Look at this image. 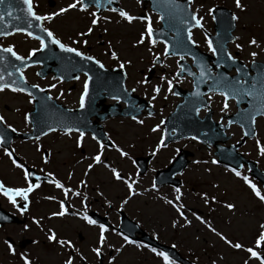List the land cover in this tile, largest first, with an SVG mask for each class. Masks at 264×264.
I'll use <instances>...</instances> for the list:
<instances>
[{
    "label": "rangeland",
    "instance_id": "374dc122",
    "mask_svg": "<svg viewBox=\"0 0 264 264\" xmlns=\"http://www.w3.org/2000/svg\"><path fill=\"white\" fill-rule=\"evenodd\" d=\"M53 1L54 5L49 6L47 0H32L35 13L44 17L59 13V9L67 7V3L71 0ZM191 1L192 11L201 18V25L209 32H213L209 10L217 6L230 9L238 17L235 20L236 39L229 44L230 54L246 63L254 59L264 60V0H240L242 10L235 6L234 0ZM119 6L132 17H136L128 22L118 13L108 14L110 12L108 11L99 17L95 16L98 24L92 25L91 21L94 18L92 8L83 12L67 8L65 12L53 16L51 20H43V23L63 44L94 56L105 66L124 64V68L130 75L127 81L128 87H135L141 95H144L143 90L147 89L155 97L153 103L157 107L156 113L151 116L143 114L134 120L116 118L104 122V127L113 143L112 147H104V152H100L97 143L92 142L88 137L81 139V146H79L85 152L82 154L79 152L78 143L74 144L73 141L74 138L78 140L79 134H51L43 139L52 151V159L48 167L56 170V173L63 178H66L68 172L73 169L74 181L85 179L89 174V193L91 197L94 196L93 199H96L93 202L98 208L108 210L114 216H116V208L124 210L130 219L139 223L140 227L163 243L175 245L196 264H215V261L218 264H244L246 246L255 245V240L262 231L260 226L264 224V201H261L244 182L243 177H247L252 185H257V182L248 174L246 167L238 171L240 176H236V171L213 163L212 161L216 160L213 154L214 149L212 147L209 149L191 138L171 142L157 149L159 139L163 135L160 122L173 110L175 103L179 100L168 90V81H171L172 85L178 84L189 88L190 80L185 76L176 77L177 58L170 57L164 59L162 65L155 66L156 76L145 84L144 77L154 66L153 59L157 55L162 57L163 48L161 42H149L144 27L150 24L152 28H156L159 25V17L149 9L143 10L140 0H120ZM140 13H144L147 19H138L137 14ZM89 28L92 29L91 32H88ZM87 32L88 37L80 35ZM142 34H144V40L138 43ZM22 38L17 36L7 43L24 56H27L28 51L39 46L38 40L31 38L22 40ZM192 39L200 49L208 50V44L201 30L193 31ZM253 39L256 44L250 43ZM3 43H6V40ZM109 51L116 54L115 59ZM251 53L256 55L252 56ZM37 68L31 67L24 73L29 81L38 83L40 86L53 83L48 78V80L37 78L34 73ZM161 76L165 79L161 80ZM155 87L160 89L158 93L153 91ZM79 88L78 84L69 98L66 96L71 101L70 104H76ZM59 92L61 93L62 90L55 88L53 96L57 98ZM209 102L213 109L214 120H218L223 113H231L235 110L233 101H225L218 94H211ZM225 103L228 106L222 110ZM28 104L25 98L10 90L0 93V111L4 124L15 130H25L28 125L24 115ZM202 114L201 111L200 115ZM153 128H156V131H152ZM256 131V137L247 140L241 150L246 156L254 159L260 169L264 170V153L261 152V148H264L262 118L256 120ZM228 134L230 135L228 143L236 142L240 136L239 127L232 125ZM178 149L192 153L186 169L178 175L182 179V184L177 187L181 190L179 201L175 199L176 187L159 186L154 182L156 169L168 165ZM19 151L25 159L31 158L33 162H39L36 145L22 144ZM121 151L126 155L121 156ZM86 153L89 154L85 156ZM97 154L100 155L101 160L94 165L92 156ZM150 154L152 159L148 164V170L144 174H138L135 168L137 161L145 162ZM89 165H92V171L88 173ZM113 169L121 175V180L113 177ZM0 174L9 182L16 181L17 185L24 184L18 172L16 177L14 176V171L4 158L0 160ZM123 180L134 182L132 194L129 193ZM153 184L155 188L152 187ZM257 186L259 188L257 191L263 196L261 185ZM205 197H207V203H205ZM169 200H172L173 204L183 205V217L167 202ZM228 204L234 207L229 209L226 207ZM197 216L201 217L205 223L196 219ZM185 218L189 221L188 224L184 223ZM174 221L175 227H173ZM209 225L229 241L240 243L242 248L235 249L226 245L210 227L207 228ZM115 241L123 242L117 237ZM136 247L138 246H126L124 249L122 256L127 264L131 262L132 264H164L150 252L138 251ZM247 264H259V261L256 259Z\"/></svg>",
    "mask_w": 264,
    "mask_h": 264
},
{
    "label": "water",
    "instance_id": "95a60500",
    "mask_svg": "<svg viewBox=\"0 0 264 264\" xmlns=\"http://www.w3.org/2000/svg\"><path fill=\"white\" fill-rule=\"evenodd\" d=\"M112 0H101L99 7L103 8L107 3H110ZM151 2V6L156 11L162 14V22L163 27L160 32L164 35L167 32L172 31L175 34L174 39H165L169 46V50L174 53L179 54H188L195 59V65L200 71V74L194 76V86L195 89L192 92H188L184 95V102L179 105L182 110V120L180 123L172 126L171 124H166V132L170 130V128H174L177 131V136H193L198 138L204 142L214 143L217 140H222L220 135L215 133V135L211 138L210 133L212 132V127L207 125L204 126L201 122L196 120V110L201 107L202 100L200 96L202 93H205L208 90H220L225 92L228 97H234L238 104L244 103L246 108L244 111H241L237 114L236 118L231 116L229 117L230 122H238L240 123L246 130L247 134L253 135L252 129V121L253 118L259 114L264 112V64L253 63L251 66L254 74L248 76L247 72L243 67L237 62H230L226 59V47L224 48L225 42L232 40L230 36V31L233 29V19L227 20L228 27L226 28L225 35H219V33L212 38L211 42L213 44V48L215 49V58L208 57L206 55L200 56L189 44H188V36L187 32L194 25V21L191 20V15L187 10V2L179 3L173 2L172 0H149ZM27 5L23 3V0H4L2 4H0V15H3L4 19L0 21V33L7 32L9 28L11 30L17 28L26 30L31 32V28L29 25H36L37 22H33L31 17L27 15ZM183 21H187V24L184 25ZM37 27H33L36 29ZM39 29L37 28V31ZM216 31H218V27L216 25ZM46 41V47L38 52L36 56L42 57L39 58L41 62L45 65H50L51 62L55 64V68L53 71L57 75L67 74L64 72L70 71L72 73H76L77 71H85L89 75V86L92 93L91 101L85 103V107L68 112L66 110L60 109L57 106L49 104L47 101H43L41 98H37L36 102H41L37 105L38 110L41 109V106L44 104L45 107L44 112L38 111V116L31 117L30 120H35L36 118L43 116V118L49 123L47 125H37L35 124L34 129L36 130L34 135H40L47 132L50 129L60 128L64 130H68L69 128L84 129L86 127L87 119L89 116L94 114V97H98L100 91H104V82L105 79H102V72L99 68L94 65L87 64L84 61L78 62L75 66L73 61H70L68 54H62L59 52V55H56L57 50H53L51 48L50 42L47 41V38L44 37ZM186 48V50H178L180 43ZM0 55L4 56V60L0 61V75L4 77L0 83L8 84L9 86H13V82H20V77L18 78L17 68L22 67L23 64L18 63L10 54H5L0 52ZM63 56V57H62ZM62 57V58H61ZM208 60H213V64L218 66L217 74L212 75L208 68ZM220 64L222 65L220 67ZM63 66V67H62ZM46 67V66H45ZM236 67L238 70V74L236 76L226 77V72L231 68ZM205 74L202 76L201 72ZM11 74V75H9ZM240 77L244 78V83L236 84ZM95 79L99 80L100 83L97 86L94 85ZM103 80V82H102ZM209 80V84L206 85L205 81ZM207 86L208 89L204 90ZM251 91V96L244 95V92ZM47 104L50 107H47ZM74 112V113H72ZM107 112V111H106ZM264 115V114H263ZM208 120V119H206ZM171 127H168V126ZM228 124L224 127L227 128ZM215 129H217L215 127ZM202 131H207V134H201ZM252 131V132H251ZM217 132V130H216ZM251 132V133H250ZM16 135L15 133H12ZM235 146L229 148H217V154L220 157L221 161L224 160L223 157H239L238 154L235 153Z\"/></svg>",
    "mask_w": 264,
    "mask_h": 264
},
{
    "label": "flooded vegetation",
    "instance_id": "af4514ba",
    "mask_svg": "<svg viewBox=\"0 0 264 264\" xmlns=\"http://www.w3.org/2000/svg\"><path fill=\"white\" fill-rule=\"evenodd\" d=\"M45 155L44 160H48V153ZM48 169L40 171L57 180L51 174L56 170ZM0 180L5 188L16 187L6 178L0 176ZM60 185L61 189L55 190L54 182L37 184V192L23 202H18L17 196L13 195L15 207L6 196L0 194V264H23L22 256L28 258L30 264H65L69 257L72 258V264H127L122 256L123 247L119 251L113 247L112 232L104 233L107 241H104L99 257L92 251L98 244V219L107 225L112 224L109 211L98 208L91 200H79L81 197L89 198L90 194L83 193L76 197L72 194L76 186ZM82 186L85 188L87 184ZM65 190L71 192L68 198H63ZM61 204L64 205L65 214L53 215L61 211ZM84 215L95 220L96 224L89 225L82 219ZM53 233L56 239L49 241L47 237ZM60 240L69 241L72 248L67 245L61 247L56 242Z\"/></svg>",
    "mask_w": 264,
    "mask_h": 264
},
{
    "label": "snow or ice",
    "instance_id": "6c2138e0",
    "mask_svg": "<svg viewBox=\"0 0 264 264\" xmlns=\"http://www.w3.org/2000/svg\"><path fill=\"white\" fill-rule=\"evenodd\" d=\"M4 2V0H0V4H2ZM93 3H95L97 6L100 5V2L101 0H92ZM235 2V6L238 8V9H241L242 10V5L240 3V0H234ZM23 3L25 5H27V15L29 17H31L32 19L36 20V21H42V20H45V19H48V20H51L53 18V16L55 15H58L59 13H63L65 12L67 9L65 8H61L59 9V13H52L51 15L47 16V17H44V16H39V15H36L31 7V3H30V0H23ZM189 3H191V0H189ZM77 4H79V7L81 10H84L86 5L85 3L83 2V0H75L74 3L72 4H69L68 5V8H75L77 7ZM113 11H116V9H113ZM212 10L210 9L209 12H211ZM119 15L120 17L124 18L126 21L128 22H131L134 17H132L131 15H129L128 13H126L125 11L123 10H120L119 11ZM92 16L94 17L91 21L92 25H96L97 24V19L95 18L96 14L95 13H92ZM4 19L3 15H0V21H2ZM145 19H147V17H145ZM232 19L233 20H236L238 19V17H236L235 15L232 16ZM191 20L195 22V26L196 27H202L201 25V18H198L195 14H193L191 16ZM29 27H37L39 28L40 25L39 24H36V25H29ZM20 30V29H18ZM43 31L46 33L47 35V41L50 42L51 44L55 45L56 47H58L61 51L63 52H66V53H74L75 56L77 57H80L82 60H86V61H93L94 63L98 64L100 67H103L102 64H99V61H95L93 57L91 56H86L84 55L81 51L75 49V48H72V47H68L66 46L65 44H63L59 39L55 38V36L53 35V33L51 31H49L48 29H43ZM92 29L89 28L88 29V32H91ZM146 33L148 34V37H149V42L151 43L152 40H151V37H152V34H153V30L149 24V26L146 27ZM29 36H32V33L31 32H28L27 33ZM0 35H7V33H0ZM80 35H85L84 33H81ZM37 40H39V43H40V49L43 50L45 47H46V41L45 39L39 37V36H35L33 37ZM144 40V34L141 35V39L140 41H138V43H142ZM73 43H76V41H73ZM86 43V41H85ZM188 43L189 44H194V41L191 39V34L189 33V37H188ZM206 43L208 44V49L209 51L213 52V54L215 55V49L213 48V44L210 40H207L206 38ZM251 44H256V41L253 39L250 41ZM237 47H239V45H237ZM0 52H3V53H8L10 54L12 57L15 58L16 61H21L23 63V61L26 59L25 57H21L20 55H18L12 48V46H9L7 48H3V49H0ZM169 53V48L167 45H165V48H164V54L167 55ZM29 57L33 55V52L30 51L29 52ZM252 56H255L256 53H251ZM112 58L115 59L116 58V54L113 52L112 53ZM227 59L228 60H233V57L231 55H228L227 56ZM4 60V56L3 55H0V61H3ZM219 66V65H218ZM121 68L124 67V64H121L120 65ZM179 67V66H178ZM181 71H183V68L181 67L180 68ZM17 72L20 71V68H17L16 69ZM205 73L202 71L201 72V75L203 76ZM11 75V74H9ZM85 76L87 77L88 74L85 73ZM4 79V77L2 75H0V81H2ZM21 80H23V76L20 77ZM89 79L90 78H86L84 80V91L83 93L80 95V99H79V103H80V107L81 108H84L85 107V97L89 91ZM161 80L165 79V77L161 76L160 77ZM236 84H240V81H236L235 82ZM9 85L8 84H4V83H0V90H3L5 88H8ZM33 87H36V85H33ZM52 87H55V85H52ZM173 85H172V82L171 81H168V90L171 91ZM13 91H16L17 89L16 88H12ZM21 91L23 89H20ZM154 92H159L160 89L158 87H155L153 89ZM222 96H224L225 98V101H227V99L229 98L228 95L225 93V92H221L220 93ZM244 95L246 96H251L252 95V92L251 91H246L244 92ZM113 99H117V97H113ZM153 99H155V97H153ZM227 103L224 104L223 106V109H226L227 108ZM197 111H199V109H197ZM262 114H264V112H262ZM149 115H151V113H149ZM27 119V118H26ZM133 119H135V117H133ZM140 122V121H138ZM4 123L3 121V118H0V124ZM161 123H163V121H161ZM52 130V129H50ZM73 129L69 128L68 131H72ZM14 131V129H13ZM152 131H156V128H153ZM79 136L80 137H83L84 136V133L83 132H80L79 133ZM93 139H95V137H93ZM192 139H196L195 137H192ZM162 141H163V136L161 137V143H158L157 144V149H159L161 146H162ZM77 143L79 144V139L77 140ZM99 144V141L97 142ZM119 151V149H117ZM261 152L264 153V148H261ZM10 156L12 155V153H8ZM121 156H125L126 153H124L123 151L120 152ZM93 161L98 163L100 162V155L97 154L96 156L93 157ZM13 164L16 166V167H22L21 164L17 163L15 160L12 161ZM213 163H216L215 160L212 161ZM92 165H89V168H91ZM112 175L113 177L116 179V180H121L122 177L121 175L115 170L113 169L112 170ZM235 175L236 176H240V173L238 171L235 172ZM25 179L27 180L28 179V173L25 172ZM244 179V182L246 184H248V186L252 189V191L261 199V201H264V196H261L260 192L257 191L255 185H252L249 183L248 181V178L247 177H243ZM123 182L125 183V185L127 186L128 188V191L130 194L133 193V183L134 182H129L128 180H123ZM81 183L83 184L84 182L81 181ZM33 187L34 185L33 184H29L27 187H19V188H11V187H8V188H5L3 184H0V194H3L4 196H6L8 198V200L13 204V206L15 207L16 206V202L15 200L13 199V195L15 196H19L21 198H23L24 200H27L28 198V193H30L32 190H33ZM56 187L57 188H60L62 187V185H60L59 183H56ZM153 188H155V184H153L152 186ZM177 195L175 197V199L177 201H179L180 199V189L179 188H176L175 189ZM78 195V194H77ZM215 198L213 197V200ZM169 204H171L177 213H179L182 217H183V205L182 204H173V201L172 200H169L167 201ZM208 200H207V197H205V203H207ZM25 209L27 208V204L24 205ZM61 211L58 212V213H53V215H64L65 212H64V205L61 204ZM226 207H228L229 209L233 208L234 205H231V204H228L226 205ZM82 219H84L89 225H95L96 224V221L89 218V216L87 215H84L82 217ZM196 219L200 220L201 223H205L204 220L201 219V217L197 216ZM184 223L185 224H188L189 221L185 218L184 220ZM176 226V222L174 221L173 222V227ZM209 227L211 228V226L209 225ZM261 229L262 231L259 233L258 237L256 238L255 240V244L257 247H260L262 244H264V224H262L261 226ZM105 226L104 225H100V233H99V237H98V243L100 245H103L104 241H105V235H104V232H105ZM211 230L213 232H215V229L214 228H211ZM51 232V230H49ZM215 234L219 237L220 240H222L226 245H228L229 247H232V248H235V249H240L242 248V245L240 243H233L231 241H229L224 235H222L221 233L219 232H215ZM47 239L49 241H54L56 238H55V234H50L48 235ZM57 243H59L61 245V247H63L64 245H67L68 248H72V244L67 241V240H60V241H56ZM124 242L126 244H131L133 243V241H131L130 239H128L127 236L124 237ZM9 248L11 249V245H9ZM92 251L96 254L97 257L100 256L101 254V248L100 247H95L92 249ZM117 251H119V249H117ZM153 252H155L158 256L162 257L163 260H164V264H173V262H171L169 260V257L163 253V252H157L156 249H152ZM246 252H248L250 254V256L252 258H255L259 261V264H264V258H261L257 251L254 250L253 248H247L245 249ZM24 264H29V261L27 259H24ZM65 264H72V258L69 257L68 260L65 261ZM244 264H247V261L244 262Z\"/></svg>",
    "mask_w": 264,
    "mask_h": 264
}]
</instances>
